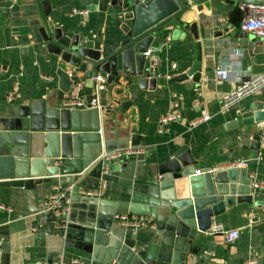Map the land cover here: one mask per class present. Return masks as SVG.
Wrapping results in <instances>:
<instances>
[{
  "label": "crops",
  "instance_id": "obj_1",
  "mask_svg": "<svg viewBox=\"0 0 264 264\" xmlns=\"http://www.w3.org/2000/svg\"><path fill=\"white\" fill-rule=\"evenodd\" d=\"M41 1L51 6L48 19L71 36L79 34L109 43L118 33L120 12L112 5L114 0ZM19 4L17 0H0V183L19 179L28 169L19 159L18 143L25 128L33 125L30 128L33 131L57 127L63 110L55 67L47 64L41 52L35 49L29 19L22 16ZM74 7L87 9L88 13L72 14ZM232 15L224 0L204 1L186 17L187 21H196L198 38L188 29L179 32L169 29L161 32L160 39L154 42L156 50L151 53L150 61L161 78L155 90H141L139 100L130 103L129 86L135 83L132 80L121 91H110L107 87L101 100L102 104H113L111 109L73 110L81 114H73V125L79 127L78 130H98L111 145L124 144L125 138L130 139L137 133L142 136L139 146L144 151L121 161V164L128 162L129 167L112 174L106 198L98 200L78 195L77 188L65 236L54 231L55 216L43 211L42 204L53 184L66 182L70 174L78 187L95 189L99 179L93 172L94 166L77 173L81 161L74 160L69 166L66 162L65 173L28 188L0 186V202L12 208L11 211L0 210V264H28L39 260L48 263L49 257H54V262L62 259L64 264H71L74 259L110 264L115 259L111 257L110 248L130 245L133 241L145 245L156 228L138 232L122 229L113 215L124 210L125 205L136 210L148 206L155 211L162 195L155 182L161 176L154 175V165L186 150L197 160V169L245 160L246 166L233 168L240 172L247 169L254 190L253 204L227 205L224 202V212L212 217L208 231L192 230L195 238L190 247L194 251L187 264H245L251 259L256 261L254 264H264V189L253 187L254 182L264 184V145L261 144L260 151L251 145L259 138L264 121L243 128L228 127L234 119L242 120L254 103H264V88L223 105L224 96L240 86L241 77L264 71V38L253 32H242L241 19L232 23ZM167 37L171 40L166 41ZM199 53L200 82H194L192 77L180 78L194 65ZM217 67L227 69L230 77L220 78L216 74ZM16 80L20 83L19 92L13 102H8L7 95ZM91 90L87 88L86 94L90 95ZM174 95L180 103L181 117L162 124L160 119L173 110ZM205 113L211 116L209 120L190 127L191 121ZM11 154L18 157L10 158ZM137 170L141 174L138 175ZM238 178H242V173ZM214 224L239 229V239L227 243L222 234L210 233ZM164 258L170 260L169 264H178L172 261L171 251L166 249L153 259V264H166L168 260Z\"/></svg>",
  "mask_w": 264,
  "mask_h": 264
},
{
  "label": "water",
  "instance_id": "obj_2",
  "mask_svg": "<svg viewBox=\"0 0 264 264\" xmlns=\"http://www.w3.org/2000/svg\"><path fill=\"white\" fill-rule=\"evenodd\" d=\"M17 1L20 3L19 10L22 16L29 19L28 26L35 49L41 52V57L47 64L55 67L60 99H64L79 74L85 75L89 89L92 88V77L101 74L106 77L110 91L114 89L121 91L133 80L135 83L129 86L130 103H135L139 100L141 90H155L161 80L146 52L149 50L154 52L156 47L153 44L160 39L159 34L169 29L177 32L188 29L189 33L198 38L196 21H187L186 17L206 0H114L112 5L119 9L120 18L117 21L118 33L109 43L100 38L93 40L79 34L71 36L61 26L54 25L48 19L51 6L46 1ZM224 1L231 8L232 23L242 19L247 5L264 4V0ZM201 68L199 53L194 65L180 78L192 77L194 82L199 83L202 77ZM72 72L74 75L70 77L69 74ZM126 107L127 104L125 109ZM74 113L81 115L77 111L70 112L63 108L57 127L47 126L44 130L31 131L33 125H28L18 143L21 148L19 159L23 165L28 166V169L23 177L2 182L0 186L28 188L35 183L65 173L66 162H69V166L74 160L81 161L77 173L94 166L93 172L100 180L103 162L99 157L104 151L141 145L142 136L137 133L132 134L130 139L125 138L124 144L111 145L98 130L80 131L79 127L73 125ZM262 121L264 103L256 102L242 120L234 119L228 123V127L243 128ZM251 145L260 151L259 138H255ZM11 155L10 158L18 157ZM59 160L63 163L57 164ZM128 165V162L122 164L121 161L113 162L110 174L106 177L110 180L112 174L118 173L120 169H126ZM196 165L197 160L193 158L190 150L154 165V175L161 176L159 181H155L161 190L160 205L154 207L155 211L148 206L144 210H136L131 205H125V209L119 211L128 213L130 210L135 214L151 215L155 218L157 227L145 245H137L133 241L134 243H129L130 245L110 248L111 257L116 259V264H125L126 261L127 264H153V259L158 258L162 249L171 251L173 262L187 264L190 253L194 251L190 247L195 238L192 230L208 231L212 217L224 212V202L227 205L235 202L253 204L254 190L250 186L247 169L240 172L231 168L213 174L209 168L197 169ZM239 173H242V178H238ZM137 174L141 172L137 170ZM73 181L72 174L67 175L66 182ZM237 181L240 186L237 185ZM115 237L118 239L116 235ZM105 243L109 248L110 243L108 241ZM156 246L157 250L154 249ZM164 259L168 260L166 264H169L170 260ZM48 264H54V257H49Z\"/></svg>",
  "mask_w": 264,
  "mask_h": 264
},
{
  "label": "built area",
  "instance_id": "obj_3",
  "mask_svg": "<svg viewBox=\"0 0 264 264\" xmlns=\"http://www.w3.org/2000/svg\"><path fill=\"white\" fill-rule=\"evenodd\" d=\"M88 13L87 9H79L74 7L72 14L86 15ZM240 30L242 32H253L258 37L264 38V4H249L246 6V11L240 22ZM171 38L167 37L166 41H170ZM151 50L146 52L147 56L151 55ZM154 65V63H153ZM216 74L222 79H228L230 77L228 70L223 69L222 67L216 68ZM70 77L74 73L69 74ZM170 79L171 76H168ZM240 86L232 93L225 95L223 98V105L226 106L233 100L240 98L246 94H249L257 89L264 88V71L254 75V76H245L240 79ZM108 84L106 77L104 75H97L92 77V90L90 95L86 94L87 89V80L85 77L78 76L77 80L73 81L70 91L65 95L61 106L64 109L70 111L73 110H89L95 109L98 111H104L111 109L113 104H102V95L107 90ZM20 83L16 80L13 84L12 89L7 95V101L13 102L16 95L19 92ZM89 96V99H88ZM180 103L175 98L172 104V109L169 113L164 115L160 122L162 124L171 123L174 120H177L181 117L179 113ZM210 115L204 114L202 117L194 119L190 122V127H196L198 124L207 121L210 119ZM259 138L262 145H264V127L259 132ZM144 148L141 146H132L129 145L126 148H117L111 151H104L99 157L102 160V173L99 180L98 186L95 189H88L84 187H78L77 183H67L62 181H57L53 184L52 190L49 193L48 197L42 204L43 211L52 212L55 216V231L60 234L62 237L66 235L67 229L70 225L68 220L72 200L74 193L77 192L78 195L86 196L90 198H95L98 200L104 199L108 196L110 180L106 177L110 174V166L115 161H127L128 159L135 157L142 153ZM63 161L59 160L57 164H62ZM247 165L245 160H239L231 162L225 165H216L210 169V172H216L218 170H224L228 168H241ZM253 187L256 189H264V184L257 182L253 183ZM0 210L11 211L12 208L10 205L0 202ZM116 224L127 230H132L138 232L142 229H155L157 222L155 218L151 215L146 214H135V213H116L113 216ZM210 233H219L224 236V239L227 243H233L240 237V230L237 228L226 229L222 225L214 224L209 230ZM255 260L251 259L245 262V264H254ZM28 264H48L47 261L39 260L33 263ZM54 264H64L62 259H58ZM71 264H91L81 259H74ZM110 264H116V260L113 259Z\"/></svg>",
  "mask_w": 264,
  "mask_h": 264
}]
</instances>
